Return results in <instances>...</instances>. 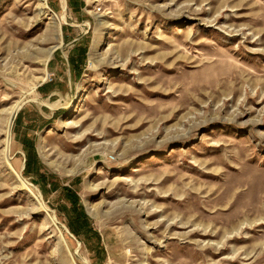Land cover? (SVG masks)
<instances>
[{
  "label": "rangeland",
  "instance_id": "rangeland-1",
  "mask_svg": "<svg viewBox=\"0 0 264 264\" xmlns=\"http://www.w3.org/2000/svg\"><path fill=\"white\" fill-rule=\"evenodd\" d=\"M94 6L0 0V264H264V0Z\"/></svg>",
  "mask_w": 264,
  "mask_h": 264
},
{
  "label": "built area",
  "instance_id": "built-area-1",
  "mask_svg": "<svg viewBox=\"0 0 264 264\" xmlns=\"http://www.w3.org/2000/svg\"><path fill=\"white\" fill-rule=\"evenodd\" d=\"M91 4H95L93 7L94 12H101L102 10V0H90Z\"/></svg>",
  "mask_w": 264,
  "mask_h": 264
},
{
  "label": "bare ground",
  "instance_id": "bare-ground-1",
  "mask_svg": "<svg viewBox=\"0 0 264 264\" xmlns=\"http://www.w3.org/2000/svg\"><path fill=\"white\" fill-rule=\"evenodd\" d=\"M49 55H50V53H49ZM49 55H48V57H49ZM14 111H15V110H14ZM12 113H13V112H12V110H11L10 115H12ZM10 117H11V116H10Z\"/></svg>",
  "mask_w": 264,
  "mask_h": 264
}]
</instances>
